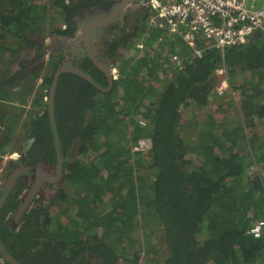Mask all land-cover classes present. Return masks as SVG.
Instances as JSON below:
<instances>
[{"label": "trees", "instance_id": "trees-1", "mask_svg": "<svg viewBox=\"0 0 264 264\" xmlns=\"http://www.w3.org/2000/svg\"><path fill=\"white\" fill-rule=\"evenodd\" d=\"M75 8L65 0H0V41L38 48L48 28L57 30L47 14L68 25L58 36L71 38ZM147 31L143 23L106 43L104 57L119 71L112 85L90 61L81 69L90 80L61 76L55 101L65 182L48 207L32 203L19 230L8 223L17 203L5 205L0 245L15 264H141L142 256L154 264H264V238L248 235L264 219V44L210 50L164 82L160 58L170 64L173 54L191 51L164 31ZM222 65L231 95L216 93ZM213 100L234 113L216 117ZM209 108L206 120L192 123ZM43 139L54 157L52 125ZM145 140L151 147L135 151ZM159 228L167 250L156 258ZM13 262L0 250V264Z\"/></svg>", "mask_w": 264, "mask_h": 264}, {"label": "flooded vegetation", "instance_id": "flooded-vegetation-1", "mask_svg": "<svg viewBox=\"0 0 264 264\" xmlns=\"http://www.w3.org/2000/svg\"><path fill=\"white\" fill-rule=\"evenodd\" d=\"M94 1L102 2L97 4ZM124 1L92 0V3L85 6L83 0L82 2L80 0H65L67 6L76 7L77 15L74 16V25L71 27L76 29L73 37L81 28L89 26L92 21L104 20V12L114 15ZM128 1L130 2L119 19L116 18L107 25H102L101 28L91 29L85 36L87 38L85 43L88 45V42L93 40L98 57L110 67L113 77L115 69L110 66L111 61L104 57L106 43L123 30L120 34L122 37L127 27L135 30L136 27L145 23L150 28L148 0ZM94 13H99V15L90 16ZM125 23H128V26ZM48 29L50 31L42 36V40H39L40 46L34 47L33 50L6 49L7 43L0 41L2 44L0 48H4L0 49V59L3 60L0 65V201L6 195L5 201L0 205V219H3L2 210L5 205L13 199L17 206L8 219L12 230H19L25 214L34 201H38L43 208H46L50 204L53 193L64 186L67 159L63 154L58 132L56 101L54 102L53 117L50 111V92L55 74L65 63L80 70H86L89 69L87 62L90 61L97 68L89 55L90 47L87 49L84 42L80 43L79 50L80 41L77 42L78 45L66 48L68 51H58L54 40L61 37L58 36V32L68 29L67 24L62 23L60 27L55 25L54 29L57 30L53 32H51V28ZM74 46L76 47L74 48ZM97 69L110 82L106 72L100 68ZM91 72L93 73V70ZM69 73H62L58 83L62 75ZM49 74L51 84L49 87H45L44 82ZM101 83L103 84L102 80ZM7 89H17L19 94L30 92L33 95L16 96V99L12 100L6 94ZM57 90L58 85L56 94ZM2 93H5L6 96H3ZM1 116H5V120ZM48 124L52 125L54 131V143H52L54 157L49 156L44 148L43 133ZM59 154L63 159L61 172H59ZM30 195L32 198L27 210L19 220H15L14 216L17 210Z\"/></svg>", "mask_w": 264, "mask_h": 264}, {"label": "built area", "instance_id": "built-area-1", "mask_svg": "<svg viewBox=\"0 0 264 264\" xmlns=\"http://www.w3.org/2000/svg\"><path fill=\"white\" fill-rule=\"evenodd\" d=\"M147 5L149 26L177 37L191 51L192 57L173 54L170 64L165 62V57L160 58L162 71L182 70L185 61L201 59L210 50L223 53L247 45L255 36L264 37V0H148ZM163 39L160 37L158 41ZM215 74L222 78L216 93L224 96L230 91L226 67L220 66ZM148 144L151 147L150 141ZM141 145L142 142L136 150ZM248 235L264 238V219L256 220Z\"/></svg>", "mask_w": 264, "mask_h": 264}, {"label": "water", "instance_id": "water-1", "mask_svg": "<svg viewBox=\"0 0 264 264\" xmlns=\"http://www.w3.org/2000/svg\"><path fill=\"white\" fill-rule=\"evenodd\" d=\"M130 1L128 0H125L124 2H122L120 4V7L118 8L117 12L114 14V15H110L108 14V12H104L103 15H104V20L102 21H92L90 23L89 26L87 27H83L81 28L78 33L72 37V38H67V37H64V38H61V37H58L57 39H55V44H56V48L58 49V51H68L66 48L72 46V45H78V41L79 42V45H78V50L79 48H81L80 46V43L81 42H84L85 44V47L88 49L90 47V50L91 52L89 53V55L92 57V59L94 60V63L95 65L100 68V70L106 72L107 76H108V79L111 83V85L114 83V81L116 79H114L113 75H112V70L110 69V67L105 63L103 62L97 55L96 51H95V45L93 43V40H91L89 43V45L87 43H85V41L87 40V38H85L86 36V33H88L91 29H98V28H101L102 25H107L110 21L114 20V19H119L120 16L123 14L125 8L128 6ZM99 15V13H94V14H91L90 16H97ZM257 44L259 45H262L264 44V37H261L260 39L257 40ZM76 46H74L75 48ZM77 51V49H76ZM65 72H70V73H73V74H77V75H81V76H84L85 78H87L88 80H90V77L86 76L79 68L77 67H72L71 65L69 64H64L58 71L57 73L55 74V77H54V80H53V84H52V87H51V92H50V95H51V100H50V111H51V114H52V117L54 115V102H55V94H56V88H57V85H58V79H59V76L62 74V73H65ZM59 169L61 172L62 171V164H63V159L62 157L60 156L59 154ZM5 197L6 195L1 199L0 201V205L3 204V202L5 201ZM32 198V195H30L29 197H27L26 200H24L22 202V204L20 205L19 209L17 210L16 212V215L14 216L15 217V220H19L21 218V216L24 214V212L27 210L29 204H30V200ZM13 221V220H12ZM14 223V221H13ZM2 246V245H1ZM3 256L6 260H9L11 262L12 259L10 258V256L7 254L5 255V249L3 247ZM14 263V262H13ZM15 264V263H14Z\"/></svg>", "mask_w": 264, "mask_h": 264}, {"label": "rangeland", "instance_id": "rangeland-1", "mask_svg": "<svg viewBox=\"0 0 264 264\" xmlns=\"http://www.w3.org/2000/svg\"><path fill=\"white\" fill-rule=\"evenodd\" d=\"M50 15L51 14H47V17L46 18H48L49 17V19H48V26L50 25L51 26V24L53 23V22H55L54 24L57 26V27H60L61 25H62V21H60V19L57 17V18H50ZM38 19V21H40V22H42V17H39V18H37ZM54 20V21H53ZM125 20V19H124ZM45 23H46V25H47V19L45 20ZM53 24V28H54V25ZM127 24V26H128V23H125V25ZM126 26V27H127ZM150 28H148V30H149ZM131 31H132V29L130 28V27H127L126 29H125V34H123L125 37H128L127 35L128 34H131ZM47 33V32H46ZM256 35H260V33H256ZM120 37V36H119ZM61 38H64V37H61ZM256 39L258 40V37H256ZM255 38L252 40V41H254V40H256ZM142 42V41H141ZM140 42V43H141ZM143 43V42H142ZM156 44H154L153 46H155ZM140 47V49H141V45L139 46ZM138 48V46L136 47V49ZM136 50H134L132 53L134 54V52H135ZM139 54V52L137 53V55ZM177 54H178V52H177ZM1 63H3V60L2 59H0V65H1ZM111 65V67L112 68H114L116 71H115V76H114V78L117 80L118 79V75H119V71H118V67H116V65H115V63L113 62H111L110 63ZM0 69H1V67H0ZM162 69V68H161ZM175 70L176 71H178L177 69H170V70H168V72H169V74H167V76L166 77H164V82H167V81H169L171 78H172V76H173V74L175 73ZM218 76V75H217ZM218 77H220V76H218ZM220 82H221V80H220ZM230 88H231V86H230ZM22 95H23V93H21ZM231 94H233V90H232V88L230 89V91H229V93H228V95H231ZM234 96H235V99H236V101H234L232 104H234V105H239V108H241V103H242V101H241V99H240V97H238L237 95H235L234 94ZM218 101V100H217ZM217 101H212V104H211V107H214V109L216 110V117H218V115L219 116H221V114L222 113H224L225 115H227L228 117L227 118H229L230 116H231V114H232V112L234 113V110L233 109H231L230 110V113H227L228 111H229V106H225V104L224 103H226V102H222V104L221 105H218L217 104ZM229 108V109H228ZM210 110V108L208 109V110H206L205 112H202V113H197V117H195V120L192 122V123H195V122H197V121H199V122H202L203 120H206L207 119V117H208V113H207V111H209ZM238 119V118H237ZM193 129H194V127H192ZM191 128V129H192ZM192 129V130H193ZM263 130H264V128H263ZM142 143H143V145H141L140 146V148L141 149H139V150H147V149H149L150 148V144H148V141H141ZM135 151H137V150H135ZM151 194V193H150ZM149 196V195H148ZM146 230H140V232H139V234H138V237H139V240H143V238H145L146 237ZM104 233H106V232H102V231H100V234H104ZM163 234H164V232H163V230L161 229V228H159L157 231H156V233L153 235V238H152V243L153 244H155V245H158V247H160L159 248V250L160 251H158L157 252V256H156V258H159L160 256V254L164 251V249L165 250H167V247H166V244H162L161 243V240H163ZM165 235V234H164ZM117 237H118V235H116ZM164 240H165V238H164ZM164 243H165V241H164ZM5 249V248H4ZM0 250L3 252V247L0 245ZM6 253H5V255H7V251H5ZM144 257L145 256H142V258H141V260H142V262H141V264H154V263H151V262H144ZM3 263V262H2ZM119 264H124L123 262H120Z\"/></svg>", "mask_w": 264, "mask_h": 264}, {"label": "crops", "instance_id": "crops-1", "mask_svg": "<svg viewBox=\"0 0 264 264\" xmlns=\"http://www.w3.org/2000/svg\"><path fill=\"white\" fill-rule=\"evenodd\" d=\"M257 36H255L254 38L256 39ZM261 37L258 36V39H260ZM257 41V39H256ZM8 92H6L7 95H9L10 98H12V100H15L16 99V96H24V95H27V96H32L33 94L30 93V92H23V95L22 94H19L17 92V89H7Z\"/></svg>", "mask_w": 264, "mask_h": 264}, {"label": "clouds", "instance_id": "clouds-1", "mask_svg": "<svg viewBox=\"0 0 264 264\" xmlns=\"http://www.w3.org/2000/svg\"><path fill=\"white\" fill-rule=\"evenodd\" d=\"M115 79V78H114Z\"/></svg>", "mask_w": 264, "mask_h": 264}]
</instances>
